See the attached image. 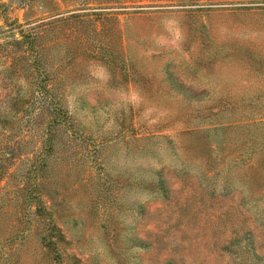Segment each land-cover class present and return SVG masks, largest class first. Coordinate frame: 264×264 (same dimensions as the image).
Instances as JSON below:
<instances>
[{
    "label": "rangeland",
    "instance_id": "obj_1",
    "mask_svg": "<svg viewBox=\"0 0 264 264\" xmlns=\"http://www.w3.org/2000/svg\"><path fill=\"white\" fill-rule=\"evenodd\" d=\"M263 1L0 0V117L38 61L72 125L0 264H264Z\"/></svg>",
    "mask_w": 264,
    "mask_h": 264
},
{
    "label": "trees",
    "instance_id": "obj_2",
    "mask_svg": "<svg viewBox=\"0 0 264 264\" xmlns=\"http://www.w3.org/2000/svg\"><path fill=\"white\" fill-rule=\"evenodd\" d=\"M35 39L37 37L33 35L22 34L16 44L30 40L33 48ZM40 67L38 61H35L30 74L34 73L36 78L28 89L18 83L19 89L15 92L11 104H8L9 116L0 117V126L2 124L3 130L12 125L18 133L27 134L16 140V151L1 153L0 160L4 164H0V177L11 178L19 175L15 193L19 198L25 196L29 203L35 204V207L40 202V193L43 192L40 189V180L48 178V169H52L50 161L58 158L57 150L63 147L65 140L66 142L70 140L72 130L70 117L53 97L46 76L41 77L38 74L37 70ZM11 95L10 93L9 97ZM13 168L15 172L11 173ZM38 209L39 211L35 212L37 216L51 215H48L49 211L45 207Z\"/></svg>",
    "mask_w": 264,
    "mask_h": 264
}]
</instances>
